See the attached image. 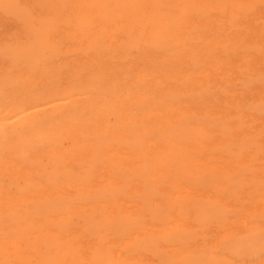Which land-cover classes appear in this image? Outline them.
I'll use <instances>...</instances> for the list:
<instances>
[{
    "label": "bare ground",
    "instance_id": "bare-ground-1",
    "mask_svg": "<svg viewBox=\"0 0 264 264\" xmlns=\"http://www.w3.org/2000/svg\"><path fill=\"white\" fill-rule=\"evenodd\" d=\"M0 264H264V0H0Z\"/></svg>",
    "mask_w": 264,
    "mask_h": 264
},
{
    "label": "rangeland",
    "instance_id": "rangeland-1",
    "mask_svg": "<svg viewBox=\"0 0 264 264\" xmlns=\"http://www.w3.org/2000/svg\"><path fill=\"white\" fill-rule=\"evenodd\" d=\"M247 74L246 73H244V74H241V73H238V76L237 75H234L233 76V80H234V83H235V87L238 89V91H242L243 89V87H244V82H245V79H244V76H246ZM241 76H243V77H241ZM238 77V78H237ZM237 79H239V80H237ZM242 79V80H241ZM244 81V82H243ZM240 89V90H239Z\"/></svg>",
    "mask_w": 264,
    "mask_h": 264
}]
</instances>
